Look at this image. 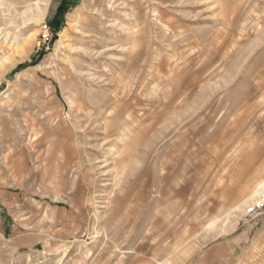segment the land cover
I'll use <instances>...</instances> for the list:
<instances>
[{
  "label": "rangeland",
  "instance_id": "rangeland-1",
  "mask_svg": "<svg viewBox=\"0 0 264 264\" xmlns=\"http://www.w3.org/2000/svg\"><path fill=\"white\" fill-rule=\"evenodd\" d=\"M263 193L264 0H0V264H264Z\"/></svg>",
  "mask_w": 264,
  "mask_h": 264
},
{
  "label": "bare ground",
  "instance_id": "bare-ground-1",
  "mask_svg": "<svg viewBox=\"0 0 264 264\" xmlns=\"http://www.w3.org/2000/svg\"><path fill=\"white\" fill-rule=\"evenodd\" d=\"M44 2H45V1H44ZM41 10H42V9H41ZM42 12H43V11H40V10H37V11H36V18H37V19H39V18L41 17ZM259 195H260V194H259ZM259 195H258V197H259ZM263 199H264V193L260 195V200H263ZM260 200H259V201H260ZM263 201H264V200H263ZM256 203L258 204V202H256ZM257 204H256V205H257Z\"/></svg>",
  "mask_w": 264,
  "mask_h": 264
},
{
  "label": "crops",
  "instance_id": "crops-1",
  "mask_svg": "<svg viewBox=\"0 0 264 264\" xmlns=\"http://www.w3.org/2000/svg\"><path fill=\"white\" fill-rule=\"evenodd\" d=\"M16 166H18V165H16ZM17 175H18V176H16V177H18V179H19V177H21V175H20V174H17ZM259 186H260V185H259ZM256 190H257V189H256ZM256 190H255V192H254V194H253V196H252V198H251L252 200H253V198H254V196H255V194H256ZM251 203H252V201H251ZM63 258H64V257H63ZM63 258H62V259H63Z\"/></svg>",
  "mask_w": 264,
  "mask_h": 264
}]
</instances>
